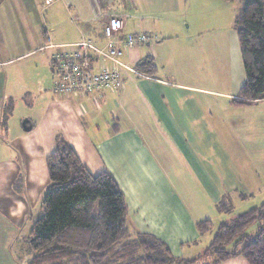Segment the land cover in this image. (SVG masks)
I'll use <instances>...</instances> for the list:
<instances>
[{"label":"crops","instance_id":"crops-1","mask_svg":"<svg viewBox=\"0 0 264 264\" xmlns=\"http://www.w3.org/2000/svg\"><path fill=\"white\" fill-rule=\"evenodd\" d=\"M154 1L54 0L44 13L39 10L41 0H2L0 131L4 124L3 107L9 101L11 104L18 87L25 93H39V89L42 91L44 88L39 84L41 80L38 71H35L34 81H31L28 87L25 86L27 82L23 77L24 72L19 81L14 83L12 78L16 79V74L13 77L12 75L15 68L4 67L11 61L19 60L28 53L41 54V57L45 58V77L50 80L52 54L57 48L45 46H48V43L71 44L82 38H92L103 45L104 25L113 16H119L124 20L123 34L135 32L156 36L155 39L158 40L152 49L149 48L151 44L140 43L126 49L123 56L124 63L136 70V63L139 60L152 55L159 65L156 76L143 75L124 66L121 68L124 79L122 90L104 89L100 92L69 95L59 94L53 90L54 96L50 98L53 99L51 103L55 115L63 114L66 117L69 115L75 122L77 120L90 122L106 108L111 112V116L116 120L112 131L91 142L89 146L85 147V131L82 132L81 128L74 130L70 138H59L58 143L61 139L71 142L92 172L100 173L105 170L112 172L124 190L131 220L135 226L166 242L175 256L191 259L197 257L195 254L198 252V245L207 232L201 233L197 222L211 220L212 227L215 220L213 216L218 214L223 202L229 203L230 210L233 211L232 194L237 193L240 200H248L249 197L252 198L262 192L263 183L260 180L253 182L249 178L244 187H233L222 176L221 170L215 169L212 173L202 151L205 150L212 157H216L213 152L215 144L212 145L211 151L202 142L206 134L205 126L209 125L214 130L213 135L215 131L219 132L222 114L235 107L232 100L238 96L245 82L246 74L237 31L235 28L229 31L234 44L232 66L235 78L232 86L222 90L216 86L189 83L185 76L193 75L196 71L194 68H188V62L184 61L186 41L179 38L181 33L178 32V28L181 31L186 30L187 34L190 33L191 24L187 18L192 12L189 16H186V11L170 13V10L175 8L165 7L162 1L160 3L162 6L155 7ZM181 16L184 19L180 20V27L170 23L172 17L179 19ZM41 19L49 26V32L45 34L40 33L37 23ZM195 35L198 36L197 41H203V34L196 31ZM193 39L191 37L189 41ZM46 49H50V57L49 54L41 52ZM203 55L206 53L200 55L203 57L200 60L196 50V56L189 67L195 62L197 64L200 62L204 69L211 61L206 62ZM207 60H210V57H207ZM38 68L39 58L36 59L34 69ZM50 91L45 90L47 94H51ZM221 101H224V104ZM201 108L209 110L210 119H207L209 122H206L204 117L199 118ZM23 125L24 128L29 129L30 126L31 129L35 126V121L26 117ZM196 126L202 129L200 136L196 135L198 131ZM259 137L261 141L259 147L263 154L264 133ZM172 144L180 153L177 161L173 158L176 154L172 150ZM184 168L194 176L195 184L187 180V175L184 177ZM195 188L202 193L194 191ZM200 195L205 201L199 199ZM12 205L17 206L12 208L13 214L23 211L20 202L14 201ZM231 220L225 219L220 224ZM11 229L12 227L2 225L0 222V258H11L15 261L13 246L6 242ZM222 264L250 263L243 255H237L223 261Z\"/></svg>","mask_w":264,"mask_h":264},{"label":"rangeland","instance_id":"rangeland-1","mask_svg":"<svg viewBox=\"0 0 264 264\" xmlns=\"http://www.w3.org/2000/svg\"><path fill=\"white\" fill-rule=\"evenodd\" d=\"M161 1L165 7L175 8L170 10V13L186 11V16H189L192 12L187 18L191 24L190 33L187 34L186 30L181 31L178 28V32L181 33L179 38L186 41L184 61L188 62V68H194L196 71L193 75L185 76V79L189 83L216 86L222 90L231 87L233 78H235L232 66L234 44L229 31L234 28L236 30L235 21L244 2L241 0H155V7H159ZM50 4L46 3V0H41L39 10L46 13ZM183 19V16L179 19L172 17L170 23L179 26L180 20ZM42 22V19L37 21L40 33L45 34L49 32V26L46 21ZM196 31L204 35L203 41H197ZM155 37L153 35L152 44L149 46L151 49L158 40ZM191 37L194 39L189 41ZM48 40L45 41V44L48 43ZM196 50H198L200 60L203 58L200 55L206 53L203 55L206 62L211 61L206 64L204 69L200 62L198 64L195 62L193 66L189 67L196 56ZM49 51L50 49H46L41 52L49 54L50 57ZM9 53L13 55L12 52ZM207 57H210V60H207ZM37 58H39V68L35 70ZM203 61L205 62V59ZM4 67L15 68L12 75L13 77L16 74V79L12 78L14 83L19 81L24 72L26 87L31 85V81H34L35 71H38L41 80L39 84L44 87L42 91L39 89V93H25L22 92L21 87H18L11 104L9 101L3 107L4 124L0 131V222L2 225L12 227L6 242L9 246H13V256L16 257L13 258L15 261L11 258H0V264H28L26 261L30 257V232L35 221L42 214L43 199L50 188L47 157L56 149L59 138H70L74 130L81 128L82 132L85 131L86 142L84 144L86 147L112 131L116 120L107 108L100 111L99 116L90 122H83V120L75 122L69 115L67 117L63 114L55 115L51 103L53 99L50 98L54 96L52 93L54 77H52V70H49L51 79L45 77V58L41 57V54L28 53ZM24 69L26 70L23 71ZM45 90H51V94H47ZM223 102L222 104H224ZM208 112L209 110L199 109V118L204 117L206 122H209L207 120L210 119ZM215 116L218 115L215 114ZM26 117L34 119L35 126L33 128L30 129V126L29 129L24 128L23 120ZM262 121H264L263 100L249 106L235 105L231 110L225 111L219 122V132L215 131L214 135V130L209 125L205 126L206 134L202 139L204 146L211 150L212 145L215 144L213 152L216 157H212L210 153L202 150L206 155L204 160L212 173L215 172V169L221 170L222 176L228 183L237 188L244 187L243 185L249 178L253 182L260 180L263 183V189L261 193L252 198L249 197L248 200H240L237 193L232 194L233 211L230 210L229 203L223 202L222 210L220 209L218 214L213 216L215 220H213L212 227L198 245V252L195 256L202 254L212 242L221 221L231 220L238 213L264 202V153L262 154L259 147L261 146L259 136L264 133ZM197 128L196 135L200 136L202 129L200 126H196ZM191 135L193 136V131ZM194 144L197 146L196 142ZM172 145V150L176 154L173 158L177 161L179 150L174 144ZM184 170V177L187 175V180L195 184L194 176L186 168ZM262 170L263 172H261ZM194 191L199 192L197 188ZM199 193L201 194L202 191ZM199 199L205 201L204 198L202 199V195ZM14 201L21 203L22 212L18 214L11 212L13 207L20 206V204L12 205ZM257 229L258 222H254L244 232L254 234Z\"/></svg>","mask_w":264,"mask_h":264},{"label":"trees","instance_id":"trees-1","mask_svg":"<svg viewBox=\"0 0 264 264\" xmlns=\"http://www.w3.org/2000/svg\"><path fill=\"white\" fill-rule=\"evenodd\" d=\"M241 1L235 25L246 78L232 102L249 105L264 99V0ZM136 70L156 76L159 65L148 55ZM47 167L50 188L30 232L28 264H222L237 255L250 264H264V203L222 222L202 254L184 259L135 226L112 172H92L71 142L59 141ZM254 222L257 231L246 234ZM197 227L206 232L211 220L199 221Z\"/></svg>","mask_w":264,"mask_h":264},{"label":"built area","instance_id":"built-area-1","mask_svg":"<svg viewBox=\"0 0 264 264\" xmlns=\"http://www.w3.org/2000/svg\"><path fill=\"white\" fill-rule=\"evenodd\" d=\"M54 0H46L52 3ZM124 20L111 17L104 25L105 43L98 44L92 38L64 45L48 43L56 47L52 54L53 89L59 94L94 93L104 89L122 90L124 79L121 68L126 49L140 43L152 44L153 35L128 32L123 34Z\"/></svg>","mask_w":264,"mask_h":264}]
</instances>
